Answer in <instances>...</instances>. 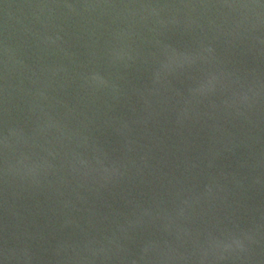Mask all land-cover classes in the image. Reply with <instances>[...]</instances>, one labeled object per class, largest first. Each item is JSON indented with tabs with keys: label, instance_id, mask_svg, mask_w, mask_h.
<instances>
[{
	"label": "water",
	"instance_id": "water-1",
	"mask_svg": "<svg viewBox=\"0 0 264 264\" xmlns=\"http://www.w3.org/2000/svg\"><path fill=\"white\" fill-rule=\"evenodd\" d=\"M0 264H264V0H0Z\"/></svg>",
	"mask_w": 264,
	"mask_h": 264
}]
</instances>
